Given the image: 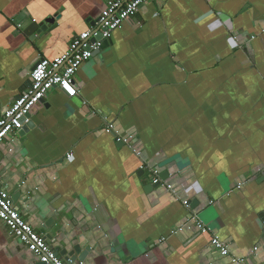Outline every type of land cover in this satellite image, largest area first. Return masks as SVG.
<instances>
[{
    "label": "crops",
    "instance_id": "1",
    "mask_svg": "<svg viewBox=\"0 0 264 264\" xmlns=\"http://www.w3.org/2000/svg\"><path fill=\"white\" fill-rule=\"evenodd\" d=\"M107 1L0 0V116ZM74 83L0 143V189L37 233L90 248L84 264H230L184 228L195 212L232 255L264 264V0H152ZM0 264H38L2 222Z\"/></svg>",
    "mask_w": 264,
    "mask_h": 264
},
{
    "label": "built area",
    "instance_id": "2",
    "mask_svg": "<svg viewBox=\"0 0 264 264\" xmlns=\"http://www.w3.org/2000/svg\"><path fill=\"white\" fill-rule=\"evenodd\" d=\"M152 0H108L91 30L77 35L70 42L68 49L53 59H39L30 72V87L24 90L0 116V143L10 134L19 132L30 122V114L46 98L52 89H58L67 98L77 95L74 77L80 66L89 61L98 51L103 40H109L113 32L119 29L129 18L135 16L140 7ZM100 36L99 39L92 40ZM103 132L114 136L116 144H122L140 159L142 153L132 140L133 137L123 135L115 123L107 122ZM71 154L67 155L70 159ZM142 160V159H141ZM143 169V166L141 167ZM160 170H152V183L160 182ZM240 188V186L238 187ZM189 208V202L183 201ZM0 222L7 228L8 233L32 256L34 261L41 264H68L55 253L52 242L47 241L25 221L15 210L11 197L0 189ZM185 229L194 230L200 234H211L209 247L222 258H227L230 264H251L247 259L232 255L228 244L221 240L211 229L201 222L195 212H191L185 224Z\"/></svg>",
    "mask_w": 264,
    "mask_h": 264
},
{
    "label": "water",
    "instance_id": "3",
    "mask_svg": "<svg viewBox=\"0 0 264 264\" xmlns=\"http://www.w3.org/2000/svg\"><path fill=\"white\" fill-rule=\"evenodd\" d=\"M55 19H58V16L49 17L46 20H44L41 24H38L37 25V30L35 31V34L38 35V34H40V32H45L47 30V27L54 23ZM97 22H98V19L93 21L92 23H90V26L92 28L95 27V24ZM35 34H33V35L35 36ZM99 38H100V36H97L96 38H93L92 40H96V39H99ZM106 46H108V41L107 40H103L100 49L98 51H96L93 54V56L95 54H98ZM34 67H35V65L32 67L31 70H33ZM43 102H44V99L41 100L39 102V104H42ZM33 111L31 112L30 117H31ZM32 125H33V122L30 119V122L28 124L24 125L22 127V129L18 132L19 135H21L24 132H27V130L30 129V127ZM117 146H122V144H117ZM158 185H159V183H157V184H149V185H147L145 187V190L153 189V188H155ZM45 239L46 240L48 239L47 241H51L52 240L51 236H46ZM63 246H64L63 249H60L59 247H55V253L59 257H62L65 261H67L68 264H84L85 261L87 260V257L89 255V253H90V248L86 247V248H84V250H81L79 244H77V243H75V244L74 243H71V244L64 243ZM38 264H41V263H38Z\"/></svg>",
    "mask_w": 264,
    "mask_h": 264
}]
</instances>
